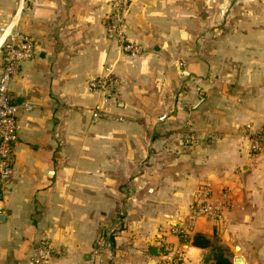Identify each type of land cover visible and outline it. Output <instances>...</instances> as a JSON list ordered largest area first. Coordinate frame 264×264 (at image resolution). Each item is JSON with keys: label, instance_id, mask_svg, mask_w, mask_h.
Segmentation results:
<instances>
[{"label": "crops", "instance_id": "1", "mask_svg": "<svg viewBox=\"0 0 264 264\" xmlns=\"http://www.w3.org/2000/svg\"><path fill=\"white\" fill-rule=\"evenodd\" d=\"M128 1L137 57L106 36L113 0H0V65L9 33L35 43L10 85L32 110L17 117L0 264H29L40 239L62 250L47 264H163V246H181L183 264H216L213 247L230 264H264V156L251 161L240 135L264 124L262 47H197L196 1ZM109 65L121 85L95 120L87 81ZM203 185L229 205L216 224H194L207 249L173 233Z\"/></svg>", "mask_w": 264, "mask_h": 264}, {"label": "built area", "instance_id": "2", "mask_svg": "<svg viewBox=\"0 0 264 264\" xmlns=\"http://www.w3.org/2000/svg\"><path fill=\"white\" fill-rule=\"evenodd\" d=\"M129 14L128 0H113L111 12L105 23V33L117 46V52L129 57L142 54L143 48L128 39L127 18ZM2 63L0 65V201L6 198L10 188L13 164V148L18 141L17 117L21 111L29 112L32 106L26 103H16L10 95V85L18 74L21 65L34 57L35 43L28 36H20L16 32L9 33L1 46ZM120 80L113 71L112 66L105 68V74L92 77L87 81L90 92L100 96V103L92 108L93 119L104 115V107L114 100L119 91ZM120 120V119H118ZM240 135L246 142L249 159L264 156V124L256 127L253 123L241 127ZM194 133L188 134L185 142L192 145L196 142ZM229 205L226 202L211 201L209 187L201 186L190 205V214L183 227H175L173 233L179 239L190 236L194 224L200 219H206L216 224ZM109 239L101 236L97 241L99 249L106 246ZM184 244V242L181 241ZM163 264H183L184 250L181 246L176 248L163 246ZM62 255V250L52 244L48 239L38 240L33 248L29 264H47L52 258Z\"/></svg>", "mask_w": 264, "mask_h": 264}, {"label": "rangeland", "instance_id": "3", "mask_svg": "<svg viewBox=\"0 0 264 264\" xmlns=\"http://www.w3.org/2000/svg\"><path fill=\"white\" fill-rule=\"evenodd\" d=\"M195 1L198 16L196 25L192 24L190 29L197 38V47L216 52L226 45L224 41L234 40L248 50L261 46L264 51V0L190 2Z\"/></svg>", "mask_w": 264, "mask_h": 264}, {"label": "trees", "instance_id": "4", "mask_svg": "<svg viewBox=\"0 0 264 264\" xmlns=\"http://www.w3.org/2000/svg\"><path fill=\"white\" fill-rule=\"evenodd\" d=\"M184 244L200 248L207 249L212 248V242L202 234L195 233L192 236L187 237L186 239H180ZM213 259H215L216 264H230V262L223 257L222 249L213 247Z\"/></svg>", "mask_w": 264, "mask_h": 264}, {"label": "water", "instance_id": "5", "mask_svg": "<svg viewBox=\"0 0 264 264\" xmlns=\"http://www.w3.org/2000/svg\"><path fill=\"white\" fill-rule=\"evenodd\" d=\"M150 254L152 255V256H159V251L156 249V248H151L150 249ZM235 262L236 263H240V260L238 259V260H235Z\"/></svg>", "mask_w": 264, "mask_h": 264}, {"label": "bare ground", "instance_id": "6", "mask_svg": "<svg viewBox=\"0 0 264 264\" xmlns=\"http://www.w3.org/2000/svg\"><path fill=\"white\" fill-rule=\"evenodd\" d=\"M2 42V41H1Z\"/></svg>", "mask_w": 264, "mask_h": 264}]
</instances>
